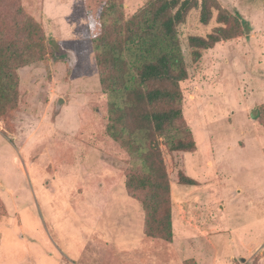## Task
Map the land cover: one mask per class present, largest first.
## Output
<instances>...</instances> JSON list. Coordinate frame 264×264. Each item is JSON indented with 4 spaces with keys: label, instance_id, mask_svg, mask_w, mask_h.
Instances as JSON below:
<instances>
[{
    "label": "rangeland",
    "instance_id": "rangeland-1",
    "mask_svg": "<svg viewBox=\"0 0 264 264\" xmlns=\"http://www.w3.org/2000/svg\"><path fill=\"white\" fill-rule=\"evenodd\" d=\"M123 1L128 19L151 0ZM217 1L249 33L197 57L190 38L214 32L217 14L204 25L194 10L178 28L196 142L185 165L197 185L171 184L173 239L162 254L142 244L144 207L111 167L83 0H21L48 47L18 69V104L0 119V264H264V2ZM162 152L172 175L180 163Z\"/></svg>",
    "mask_w": 264,
    "mask_h": 264
},
{
    "label": "trees",
    "instance_id": "trees-1",
    "mask_svg": "<svg viewBox=\"0 0 264 264\" xmlns=\"http://www.w3.org/2000/svg\"><path fill=\"white\" fill-rule=\"evenodd\" d=\"M28 1L34 7L35 0ZM83 2L106 95L105 130L115 142L110 154L116 183L124 178L129 195L144 207L142 244L157 243L163 254L173 239L171 184L197 185L185 165L196 142L183 113L181 83L188 72L178 28L194 10L204 25L217 14L214 32L190 38L200 57V50L246 35L250 26L217 0H151L128 19L123 0ZM47 47L42 25L21 0H0V119L18 104V69L42 60ZM162 148L180 163L172 175Z\"/></svg>",
    "mask_w": 264,
    "mask_h": 264
},
{
    "label": "water",
    "instance_id": "water-1",
    "mask_svg": "<svg viewBox=\"0 0 264 264\" xmlns=\"http://www.w3.org/2000/svg\"><path fill=\"white\" fill-rule=\"evenodd\" d=\"M63 103V100H60L58 103V106L61 105Z\"/></svg>",
    "mask_w": 264,
    "mask_h": 264
}]
</instances>
